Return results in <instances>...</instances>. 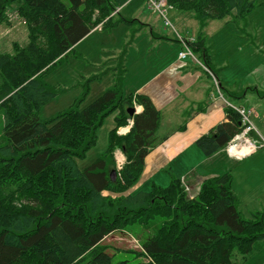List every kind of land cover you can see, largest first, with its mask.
<instances>
[{
    "label": "trees",
    "instance_id": "trees-1",
    "mask_svg": "<svg viewBox=\"0 0 264 264\" xmlns=\"http://www.w3.org/2000/svg\"><path fill=\"white\" fill-rule=\"evenodd\" d=\"M15 1L20 2L30 42L14 54H0V108L4 109L0 130V264H74L81 259L88 264H241L264 247V209L253 212L251 218L243 217L231 188L236 159L232 166H224V172L201 179L194 197H187L183 185L185 181L189 185L191 178L181 177H174L168 188L155 185L149 191H131L141 180L147 154L170 133H159L162 114L148 95L125 94V53L115 58L119 64L110 69L115 72L113 88L85 107L75 103L50 120L41 119V108L62 91L45 81L50 72L45 70L103 22L100 15L107 8H122L130 0H0V19ZM168 2L180 11L194 9L200 24L199 40L189 42L182 37L208 68L210 52L204 32L208 20L233 11L246 20L258 5V0ZM137 21L120 16L105 22L103 30ZM133 99L143 109L134 116L129 114L134 124L128 134L120 135L116 130L127 123L124 118H128L127 107ZM117 109L124 117H115L108 148L81 169L75 157L86 155L97 141L103 120ZM225 117L226 121L196 141L208 157L225 151L244 128L242 116L233 106H226ZM116 146L127 156L121 171L114 158ZM166 199L168 203H164ZM159 217L168 221L160 224ZM137 223L147 230L141 254L152 262L116 260L103 242L112 233Z\"/></svg>",
    "mask_w": 264,
    "mask_h": 264
},
{
    "label": "rangeland",
    "instance_id": "rangeland-1",
    "mask_svg": "<svg viewBox=\"0 0 264 264\" xmlns=\"http://www.w3.org/2000/svg\"><path fill=\"white\" fill-rule=\"evenodd\" d=\"M19 4V1L10 4L0 19V54H14L18 48L24 47L30 42L29 28L25 18L19 12ZM125 5L122 6L123 11L122 8L117 9L118 7L107 8L100 15L103 22L93 29L99 31L88 34L75 47L57 57L50 69L45 70L46 72L50 70L45 81L51 87H61L62 91L41 108L39 113L41 119L50 120L75 103H80V107H85L104 91L113 88L115 72L110 69L117 65L118 61L116 62L115 58L121 54L125 53L127 59L128 71L124 83V91L127 96H130L131 93L148 95L136 90V87L146 86L148 81L155 74L157 77L169 62H173L175 69L183 64L178 59L181 50L180 37L193 38L194 41L200 34V24L195 18L194 9L180 11L173 7L170 8L167 15L171 26H166L164 18L150 10L148 0H132L126 8ZM118 10H120V14H117ZM98 13L100 14L97 10ZM120 16L126 20L137 19L138 21L135 24L122 22L117 26L103 30L105 22L110 19L118 20ZM149 25L155 33L166 39L163 41L156 39L154 34L147 30ZM179 32L182 35H179ZM204 32L207 38L205 45L209 49L211 62L225 65L222 70L231 75L233 83L237 84L238 91L243 95L253 91L248 93V97L252 98V104L258 101L264 103V0H258V5L246 16V20L245 17L244 19L238 18L235 11L225 17L210 18ZM192 35L193 37H190ZM201 38L203 42L204 33ZM178 40L179 42H177ZM198 45L203 48V44L199 41ZM197 54L203 56L202 52L197 51ZM203 65L205 64L203 63ZM208 69L212 73V70ZM214 71L216 72L215 69ZM86 90L88 93H85ZM255 91H259L262 96ZM253 98L259 100L253 101ZM81 99L83 100L81 101ZM134 100L127 109L138 107L136 106L137 101ZM234 102L238 103L239 101L235 100ZM246 106L251 107L250 103ZM129 110L128 118L127 116L124 118V120L127 119L125 125H130L132 119ZM118 115L124 117L120 109L107 116L97 131L96 143L88 149L84 157H75L81 169L90 166L106 151L109 145V134L115 126V117ZM254 119L252 117V121ZM262 122H264V118ZM3 124L4 109L0 108V130ZM125 125H120L116 132ZM258 149L259 151H256L252 158H247L244 161L235 160L236 168L232 171L231 188L239 199L240 208H242L241 214L246 218H251L252 210L264 208V195L257 194L256 191L264 186V165H257V173L255 167L256 161H264V147ZM114 151L115 160L118 154L120 158L125 157V163L127 162V156L122 147L116 146ZM122 154L124 155L122 156ZM193 158L194 156L191 155L185 162L191 163ZM198 159L200 160L201 157ZM179 164L182 166V163ZM214 165L216 166V164H209L213 168ZM164 173L166 172L161 174ZM193 173L196 175L195 172ZM193 173L188 178H192ZM161 174L155 179H146L141 182L132 192L149 191L155 185L168 188L172 179L180 176L177 172L173 175L161 176ZM181 179L184 180L187 177H181ZM186 182H183L184 186H186ZM184 191L190 198L185 187ZM165 202L169 201L166 199ZM159 218L160 224L168 221L166 217ZM146 233L147 230L137 223L131 228L112 233L103 243L107 245L108 252L113 254L116 260L130 259L132 262L139 260L152 262L149 256L141 254L143 249L139 247V243L143 242ZM74 264H88V262L86 259H81ZM241 264H264V247L254 252L248 260Z\"/></svg>",
    "mask_w": 264,
    "mask_h": 264
},
{
    "label": "crops",
    "instance_id": "crops-1",
    "mask_svg": "<svg viewBox=\"0 0 264 264\" xmlns=\"http://www.w3.org/2000/svg\"><path fill=\"white\" fill-rule=\"evenodd\" d=\"M131 2L132 0L125 5V8ZM123 9L122 7V11ZM144 29L146 28L144 27ZM147 30L155 34L156 39H160V41L166 39L155 33L150 25ZM97 31L99 30H93L91 33ZM178 59L183 63L179 68L175 69L173 62H169L157 77L155 74L148 81L146 86L136 87V90L151 96L150 98L160 110L162 118L158 127L159 133L161 135L170 133V135L147 154L141 180L131 187V191L136 189L141 182L146 179H155L162 172L166 173L161 176L173 175L177 172L180 174L179 177L195 172L196 175L193 173V177L188 183L191 187H196L201 179L224 172L227 169L224 166L227 164L232 166L235 159L244 161L247 158H252L259 149L241 158L231 156L228 153L229 150L227 152L226 149H224L226 154L225 151H222L208 157L196 146L199 137L210 133L218 124L227 120L225 108L228 105L251 110L249 119L254 130L250 131L247 136L258 141L264 140V122H262L264 103L253 98V101L258 102L252 104V98L248 97V93L253 91L246 92L244 95L238 91V86L233 83L231 75L222 70L224 64L213 63L210 59L209 68L212 70L210 73L203 67L200 60L198 62L190 57L180 59L179 54ZM255 92L261 95L259 91ZM235 100L239 102L235 103ZM249 103L251 107L246 106ZM139 108L141 111L143 106L140 105ZM252 117L255 118L254 121H252ZM183 125H185L184 129L178 128ZM122 130L128 131L127 128H122ZM191 155L194 156L191 163H186L185 161ZM199 157H201L200 160ZM179 163H182V166ZM209 164H216V166L214 165L213 168ZM257 165H264V161H256V173L258 172ZM256 191L257 194L264 195V186ZM240 210L242 211V208ZM255 211L257 210H252L250 214L252 215Z\"/></svg>",
    "mask_w": 264,
    "mask_h": 264
},
{
    "label": "built area",
    "instance_id": "built-area-1",
    "mask_svg": "<svg viewBox=\"0 0 264 264\" xmlns=\"http://www.w3.org/2000/svg\"><path fill=\"white\" fill-rule=\"evenodd\" d=\"M148 1H149L150 10L153 11L154 13H158L160 16H162L165 20L166 26H171V21L168 19L167 12L170 8H172V6L169 4L168 0H148ZM180 39H181V43L183 45V49L179 52V58L180 59H186V58L190 57L194 60H197V57H196V55H195L194 51L192 50L190 43H189L190 41H193V38H189V42H187L182 36L180 37ZM206 69L208 70V68H206ZM235 109L242 116V123L244 124V128L242 129L240 134H237L233 138V140L231 141L229 146H237L239 148L241 153H236V154L231 153V155L238 158L240 156L242 157V156L256 150L260 146V144H261V146H264V141L262 143H260V141L253 140L247 136V134L250 131L254 130V127H253V125L249 119L252 111L247 110L245 108H240V107H235ZM132 124H133V120H130V125H132ZM122 128H127L128 131L130 130L129 126L120 127L118 129L119 134H126L128 132V131H123ZM229 146H228V150H229ZM123 155L124 154H122V156ZM122 158H120L118 156V154L116 155V166H117L118 171L122 170L124 163H125V160H126L125 157H122ZM190 176H191V174H189L188 176H185V177L188 178ZM199 185H200V183L195 188L191 187L189 185H186V190L188 191L190 197H194L197 194L196 191L199 190V188H200ZM195 189H197V190L195 191ZM139 247L141 249H143V246L141 245V243H139Z\"/></svg>",
    "mask_w": 264,
    "mask_h": 264
},
{
    "label": "bare ground",
    "instance_id": "bare-ground-1",
    "mask_svg": "<svg viewBox=\"0 0 264 264\" xmlns=\"http://www.w3.org/2000/svg\"><path fill=\"white\" fill-rule=\"evenodd\" d=\"M246 150V149H245ZM244 150V151H245ZM229 152L230 154H236V153H241V151L239 150V148L237 146H229ZM123 159V158H122Z\"/></svg>",
    "mask_w": 264,
    "mask_h": 264
},
{
    "label": "water",
    "instance_id": "water-1",
    "mask_svg": "<svg viewBox=\"0 0 264 264\" xmlns=\"http://www.w3.org/2000/svg\"><path fill=\"white\" fill-rule=\"evenodd\" d=\"M129 112H130V115H134V113H138V112H135V107L131 108L129 110ZM112 174H113L114 177H116V175H117L115 171H113Z\"/></svg>",
    "mask_w": 264,
    "mask_h": 264
}]
</instances>
